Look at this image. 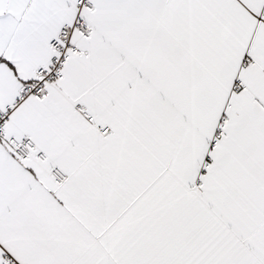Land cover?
<instances>
[{"label": "snow or ice", "instance_id": "1", "mask_svg": "<svg viewBox=\"0 0 264 264\" xmlns=\"http://www.w3.org/2000/svg\"><path fill=\"white\" fill-rule=\"evenodd\" d=\"M0 264H264V0H0Z\"/></svg>", "mask_w": 264, "mask_h": 264}]
</instances>
